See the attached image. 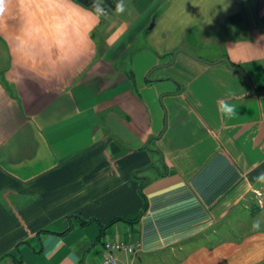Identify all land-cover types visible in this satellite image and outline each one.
I'll list each match as a JSON object with an SVG mask.
<instances>
[{"label":"crops","instance_id":"obj_1","mask_svg":"<svg viewBox=\"0 0 264 264\" xmlns=\"http://www.w3.org/2000/svg\"><path fill=\"white\" fill-rule=\"evenodd\" d=\"M220 3L129 0L62 83L18 81L0 39V264H98L106 241L140 244L119 264H264V28Z\"/></svg>","mask_w":264,"mask_h":264},{"label":"clouds","instance_id":"obj_2","mask_svg":"<svg viewBox=\"0 0 264 264\" xmlns=\"http://www.w3.org/2000/svg\"><path fill=\"white\" fill-rule=\"evenodd\" d=\"M220 4L226 7L225 0ZM124 14H130L129 0H115L114 9L106 0H91L88 7L78 0H0V39L7 45L18 81L27 76L62 83L94 54L93 33L101 21ZM219 112L231 119L236 106L222 100ZM257 179L264 180V174ZM262 226L264 217L252 223L254 230Z\"/></svg>","mask_w":264,"mask_h":264},{"label":"built area","instance_id":"obj_3","mask_svg":"<svg viewBox=\"0 0 264 264\" xmlns=\"http://www.w3.org/2000/svg\"><path fill=\"white\" fill-rule=\"evenodd\" d=\"M140 249L139 243H123L118 241H106L103 244V255L98 264H119L115 252H124L127 255H135Z\"/></svg>","mask_w":264,"mask_h":264},{"label":"water","instance_id":"obj_4","mask_svg":"<svg viewBox=\"0 0 264 264\" xmlns=\"http://www.w3.org/2000/svg\"><path fill=\"white\" fill-rule=\"evenodd\" d=\"M253 3H254V15H255V18H256L257 22H258V23L264 28V24H262V23L259 21L258 16H257L258 0H253ZM179 51H180V52H184V53H186L187 55L193 56V55H191L189 52H187L186 50L179 49V50H176L175 52H173L172 59L175 57V55H176ZM219 61H221V62H225L229 67L234 68V67H232V65L228 62V60H227L226 58H220ZM235 69H236V70L242 75V77L246 80V82H247L248 86L250 87L251 91H253V92L256 93L255 89L252 87V85H251L249 79L247 78V76H246L242 71H240L239 69H237V68H235Z\"/></svg>","mask_w":264,"mask_h":264},{"label":"trees","instance_id":"obj_5","mask_svg":"<svg viewBox=\"0 0 264 264\" xmlns=\"http://www.w3.org/2000/svg\"><path fill=\"white\" fill-rule=\"evenodd\" d=\"M78 2L79 3H81V4H83L84 6H86V7H88V6H90L91 5V0H78ZM106 3H107V5H108V7L110 8V9H114V7H115V0H106ZM233 67H235V68H237L238 69V67L237 66H235V65H233V64H231ZM2 81V83H3V85H4V87H6L7 88V85H6V82L4 81V80H1ZM145 183H146V178L145 179H143V180H141V183H140V186H139V190H140V194L143 196V193H142V191H143V188H144V186H145ZM142 212H143V210H142ZM140 215H141V213L136 217V220H137V218L138 217H140Z\"/></svg>","mask_w":264,"mask_h":264}]
</instances>
